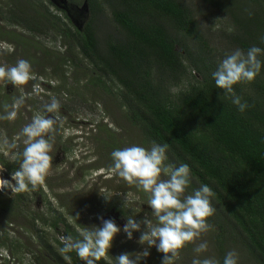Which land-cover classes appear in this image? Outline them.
<instances>
[{
	"label": "trees",
	"instance_id": "1",
	"mask_svg": "<svg viewBox=\"0 0 264 264\" xmlns=\"http://www.w3.org/2000/svg\"><path fill=\"white\" fill-rule=\"evenodd\" d=\"M104 1L111 7L117 29L105 28L102 35L103 0H86L91 13L84 21L74 17L81 0H0V40L14 46L12 52L6 51L8 62L16 65L20 57L28 61L31 76L50 77L48 89L57 95L71 92L65 87L69 70L83 67L87 85L107 91L121 111L125 123L120 125L132 138L127 145L149 152L154 147L164 148L160 165L164 169L160 172L169 180L182 165L189 166L184 177L185 196L177 194V198L186 202L200 192L214 209L204 222L208 243L213 244L211 253L204 252V262L223 264L228 247L238 245L255 264H264V0H201L230 18L223 34L225 57L237 50L246 59L250 48L261 49L257 54L259 74L251 82L234 85L232 92L215 84L213 74L222 62L219 50L207 41V31L190 0ZM49 37L52 42L60 41L59 48L44 43ZM2 86L0 81V91ZM237 98L248 105L243 112L234 103ZM10 101L14 104L13 96L0 94V112ZM33 104L34 111L46 107L40 101ZM105 109L108 112L111 107L106 105ZM16 117L19 123L20 116ZM2 119L9 117L0 114V125L4 126ZM96 126L107 135L99 139L101 154L115 167L112 153L122 150L121 143L118 145L104 123ZM54 128L51 125L49 130ZM20 162L0 154L3 176L12 177L21 170ZM205 186L210 195L203 193ZM31 188L28 185L20 193H10V188L0 190V219L8 225L21 224L20 216L31 213L27 223L33 236L44 232L46 226L56 233L63 224L65 242L57 235L53 248L44 240L41 244V250L52 259L32 251L30 264H80L75 245L84 236L54 210L50 209V222L43 212L31 211L25 202ZM37 188L40 184L34 191ZM119 210L124 213V209ZM189 243L178 250L193 254ZM20 246V238L11 239L7 226H0V250L8 249L15 257ZM64 246L71 250L62 251ZM89 259L107 264L104 257Z\"/></svg>",
	"mask_w": 264,
	"mask_h": 264
},
{
	"label": "rangeland",
	"instance_id": "2",
	"mask_svg": "<svg viewBox=\"0 0 264 264\" xmlns=\"http://www.w3.org/2000/svg\"><path fill=\"white\" fill-rule=\"evenodd\" d=\"M189 4L195 10V15L202 28L207 31V41L212 47L219 50V59L223 61L227 58L222 54L225 52L223 49L226 44L223 34L226 33L224 30L230 24V18L203 4L201 0H190ZM101 6V23H105L102 27V35H104L107 32L105 28L114 31L117 29V25L111 16V7L106 1L103 0ZM90 13V7L87 6L86 0H81V5L77 6V10L74 11V17L78 21H84L90 17ZM44 38L40 37L39 39ZM44 43L56 48H59L60 45V41L52 42L50 37L46 38ZM63 49L61 48V50ZM13 50V45L0 40V66L5 68L15 66L10 64L6 57V51L12 52ZM21 58L19 59L21 60ZM68 74L69 79L65 87L71 92H60L59 95L49 91L50 77H39L35 74L31 77L37 78L38 81L31 80L33 82L28 81L24 85H13L6 78L0 80L3 85L0 94L2 92L10 94L14 99V104H11L10 101L9 105L7 104L5 107L6 110L1 109L0 112L1 115L9 117V119H2L4 126L0 125V154L6 160L12 162L20 160L22 167L28 141L24 128L32 125L37 117L51 119L52 126L55 127L53 130H49V128L40 137L34 138H42L50 145L48 154L52 159L45 180L40 183V188L35 191L31 188L26 194L25 202L30 210L43 212L49 222L53 221L50 209L56 211L66 219L72 230L81 233L84 238L103 227L104 221H114L120 231L114 235L104 256L107 264H118V258L121 255H127L131 264H166V261L170 264H204V252L211 253L213 251V244L210 241L209 245L207 239L208 230L204 226L200 229H193L197 235L192 238L189 244L195 256L189 254L186 249L183 253L177 250L175 254L159 251V239L151 237V231L161 226L159 218L150 204L152 193L145 191L138 180L133 179L129 182L121 177L117 173V169L109 165V160L101 154L99 139H105L107 135L105 131L96 126L97 122L104 123L113 132L114 138H117L119 142L118 145L121 143L119 147L122 150L130 148L127 144L132 138L128 130H124L120 125V123H125L121 111L117 109V105L107 91L87 85L83 67L72 68ZM176 90L178 88L173 89V91ZM46 93H50L49 96ZM55 97L59 99L56 100ZM36 101L44 103L46 107L37 109V111L32 110L33 102ZM54 102L58 107L49 111L48 109ZM106 105L111 107L108 112L105 109ZM18 115L20 116L19 123L16 122ZM103 117L105 119H102ZM131 133L135 135V130H132ZM0 168L2 178L10 180L15 186L16 181L12 180V177L5 178L3 176L5 170L2 164ZM163 169L162 167L161 170L163 171ZM161 172L157 177V182L169 181L168 176ZM25 183L31 185L26 177ZM10 190V193H13L11 188ZM178 194L185 196L183 191ZM118 208L124 209L125 214ZM31 219V213H23L20 216L21 224L8 225L0 219V226H7L11 239L20 238L21 240V246L17 250L19 253L15 257H11L8 249L0 250V264H21L22 262L30 264L33 252L38 254L42 252L43 257L52 259L47 252L41 250L43 240L45 243L53 245L52 248L56 246L54 239L58 237L57 235L61 241L67 240L65 237L66 228L63 224H60L56 233L54 229L46 226L44 232L33 236L31 232L33 229L27 223ZM129 220L138 225L137 229L129 228L131 238L124 230ZM22 223L27 224L24 226ZM145 234L149 235L154 243L142 241L141 237ZM230 252L237 254L233 257L237 260V264H255L248 253L238 245H230L227 249V256ZM92 262L95 264L93 260ZM80 264H88V261L81 259Z\"/></svg>",
	"mask_w": 264,
	"mask_h": 264
},
{
	"label": "clouds",
	"instance_id": "3",
	"mask_svg": "<svg viewBox=\"0 0 264 264\" xmlns=\"http://www.w3.org/2000/svg\"><path fill=\"white\" fill-rule=\"evenodd\" d=\"M260 51V48L252 47L248 50L246 59L241 58L242 54L239 51L224 59L220 63L219 70L213 74L216 86L232 92L233 86L241 81H253L260 72L261 62L257 59ZM30 68L31 65L26 60H19L11 68L0 66V80L6 78L13 85H24L31 78ZM234 103L238 105L241 112L248 107L246 104H241L239 98ZM56 107L58 105L54 102L48 110L52 111ZM52 124L51 119L37 117L32 125L24 128L28 141L21 170L12 174V180L16 181V185L14 186L10 180L0 178V190L11 188L14 193H20L28 188L25 177L33 188L45 180L52 159L48 154L50 145L42 138H34L40 137ZM112 156L116 162L115 168L119 170L121 177L129 182L133 179L138 180L145 191L152 193L150 204L161 226L151 231V237L159 239V251L175 254L186 242L191 241L197 235L193 229L203 228L205 220L213 215L214 209L209 200L200 192L189 197L186 202H181L177 198V194L183 191L187 183L184 178L189 172L187 164L177 169L169 181L157 182L161 171L160 165L164 159V148L154 147L149 152L143 147L133 146L124 150H116ZM203 193L210 195L211 190L205 186ZM129 228L137 229L138 225L129 220L125 226L124 230L131 238ZM119 231L114 221H104L103 227L75 245L77 255L87 260L88 264H93L89 257L99 261L106 255L114 235ZM141 240L148 241L150 244L154 243L147 234L142 235ZM70 250L68 246L62 248L64 252ZM235 255H237L235 252H230L223 264H237V260L233 258ZM118 264H131V261L127 255H121L118 258ZM166 264L170 262L166 261ZM204 264H209V262L205 261Z\"/></svg>",
	"mask_w": 264,
	"mask_h": 264
},
{
	"label": "bare ground",
	"instance_id": "4",
	"mask_svg": "<svg viewBox=\"0 0 264 264\" xmlns=\"http://www.w3.org/2000/svg\"><path fill=\"white\" fill-rule=\"evenodd\" d=\"M1 165V164H0ZM0 178H2V172H1V168H0Z\"/></svg>",
	"mask_w": 264,
	"mask_h": 264
},
{
	"label": "water",
	"instance_id": "5",
	"mask_svg": "<svg viewBox=\"0 0 264 264\" xmlns=\"http://www.w3.org/2000/svg\"><path fill=\"white\" fill-rule=\"evenodd\" d=\"M61 2H63V3H66L67 2V0H60Z\"/></svg>",
	"mask_w": 264,
	"mask_h": 264
}]
</instances>
